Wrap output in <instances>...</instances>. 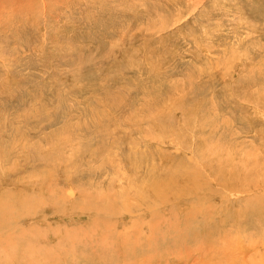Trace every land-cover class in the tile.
<instances>
[{"label":"rangeland","instance_id":"rangeland-1","mask_svg":"<svg viewBox=\"0 0 264 264\" xmlns=\"http://www.w3.org/2000/svg\"><path fill=\"white\" fill-rule=\"evenodd\" d=\"M52 253L264 264V0H0V264Z\"/></svg>","mask_w":264,"mask_h":264},{"label":"bare ground","instance_id":"bare-ground-1","mask_svg":"<svg viewBox=\"0 0 264 264\" xmlns=\"http://www.w3.org/2000/svg\"><path fill=\"white\" fill-rule=\"evenodd\" d=\"M246 206H248V207L245 208V209H242L241 212H243V213H245V212H249V210L251 211V209L253 210V208H254V207H253V206H254L253 204H248V205H246ZM139 239H140V238H139ZM155 239H156V238H155ZM117 240H118V239H117ZM144 241H145V240H144ZM148 241H149V240H148ZM68 242H69V241H68ZM138 242H139V241H138ZM138 242H137V243H138ZM158 242H159V241H158ZM82 243H83V242H82ZM135 243H136V242H135ZM83 244H84V243H83ZM88 244H89V243H88ZM254 244H255V243H254ZM73 245H74V244H73ZM71 246H72V244H71ZM105 246H106V245H105ZM135 246H136V244H135ZM73 247H74V246H73ZM129 247H130V246H129ZM74 248H75V247H74ZM74 248H73V249H74ZM127 248H128V246H127ZM27 249H28V248H27ZM121 249H122V248H121ZM99 250H100V249H99ZM70 251H71V250H70ZM122 251H123V250H122ZM256 251H257V250H256ZM66 252H67V251H66ZM97 252H98V251H97ZM28 253H29V252H28ZM67 253H68V252H67ZM83 253H84V252H83ZM83 253H82V254H83ZM185 253H186V252H184V254H185ZM233 253H234V252H233ZM63 254H64V253H63ZM63 254H62V255H63ZM72 254H73V253H72ZM72 254H71V256H72ZM75 254H76V252H75ZM78 254H79V253H78ZM82 254H81V255H82ZM235 254H237V253H235ZM81 255H80V256H81ZM100 255H101V254H100ZM179 255H180V254H179ZM58 256H59V255H58ZM60 256H61V255H60ZM62 257H63V256H62ZM62 257H60V258H62ZM64 257H65V254H64ZM179 257H180V256H179ZM234 257H235V256H234ZM28 258H29V257H28ZM47 258H49L48 261H50L48 264H59L61 260H64V258H63V259L58 260V261L55 262V261H54V260H55V259H54L55 257H54V255H53V253L47 255ZM57 258L60 259L59 257H57ZM57 258H56V259H57ZM66 258H67V257H66ZM66 258H65V259H66ZM135 258H136V257H135ZM187 259H188V258H187ZM9 261H12V260H9ZM21 261L24 262V264H31V263H30L28 260H26V259H22ZM26 261H28V262H26ZM120 261H121V260H120ZM122 261H123V260H122ZM12 262H14V261H12ZM31 262H32V260H31ZM61 262H63V261H61ZM64 262H65V261H64ZM64 262H63V263H64ZM123 262H124V261H123ZM125 262H126V261H125ZM125 262H124V263H125ZM134 262H135V260H134ZM18 263H20V262H18ZM16 264H17V263H16ZM40 264H41V263H40ZM60 264H61V263H60ZM149 264H150V263H149ZM228 264H229V263H228ZM250 264H251V263H250Z\"/></svg>","mask_w":264,"mask_h":264}]
</instances>
